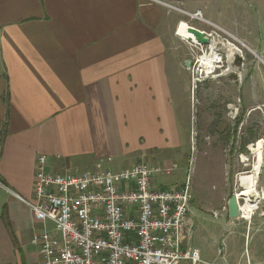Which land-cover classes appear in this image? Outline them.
<instances>
[{
  "label": "crops",
  "instance_id": "crops-1",
  "mask_svg": "<svg viewBox=\"0 0 264 264\" xmlns=\"http://www.w3.org/2000/svg\"><path fill=\"white\" fill-rule=\"evenodd\" d=\"M184 1L0 0V264H40L25 203L38 156L55 174L153 162L156 188L181 183L173 101L189 83L176 38L189 43L188 24L176 33L166 4Z\"/></svg>",
  "mask_w": 264,
  "mask_h": 264
},
{
  "label": "rangeland",
  "instance_id": "rangeland-1",
  "mask_svg": "<svg viewBox=\"0 0 264 264\" xmlns=\"http://www.w3.org/2000/svg\"><path fill=\"white\" fill-rule=\"evenodd\" d=\"M166 8L177 14L178 24L186 21L212 35L210 43L197 46L176 37L177 54L184 60L189 81L188 88L185 83L181 91L175 89L179 95L173 101L186 124L177 151L186 155L184 175L191 171L193 233L189 245L198 248L205 260L219 262L220 251L226 264H264V191L260 189L264 167L257 180V209L251 216L246 215L248 206L239 198L243 189L237 183L239 175L254 168L256 155L250 145L264 139V12L259 0H185L167 3ZM199 12L203 19L189 16ZM253 40L259 45V58L245 43ZM212 41L222 61L210 74L193 75L199 70L196 59L210 52ZM233 194L238 199L236 218L228 216Z\"/></svg>",
  "mask_w": 264,
  "mask_h": 264
},
{
  "label": "built area",
  "instance_id": "built-area-1",
  "mask_svg": "<svg viewBox=\"0 0 264 264\" xmlns=\"http://www.w3.org/2000/svg\"><path fill=\"white\" fill-rule=\"evenodd\" d=\"M163 172L142 161L116 171L55 174L38 156L34 200L25 203L40 264H226L222 252L219 262L208 261L189 245L191 171L178 186L160 190L154 180Z\"/></svg>",
  "mask_w": 264,
  "mask_h": 264
},
{
  "label": "bare ground",
  "instance_id": "bare-ground-1",
  "mask_svg": "<svg viewBox=\"0 0 264 264\" xmlns=\"http://www.w3.org/2000/svg\"><path fill=\"white\" fill-rule=\"evenodd\" d=\"M189 16L193 18L203 19V17L199 13L192 14ZM179 25L180 23L176 27V33H177V29L179 28ZM195 32H197L198 34ZM185 34L189 42L191 43L195 42L196 44H199V45H203V42L199 40L200 38L207 39L208 43H210L212 40L211 34H208L207 32L202 31L200 29H197L189 25V23L185 27ZM227 44L231 46V49L237 52L240 51V49L236 47L234 44L232 43H227ZM218 52L219 50L216 48V43L212 41L210 45V52L206 54H202L199 58H197L198 63H199V70L197 72L198 75L202 72H205L206 74H210L214 71V69L217 67L216 64L222 61V54ZM193 81L197 82L198 79L194 78ZM263 146H264L263 141L261 139L258 140L255 146L250 145V149L252 150V153L256 155V162H255L254 168L251 173H243L237 177V183L239 184V187L243 189V193L239 195V198L243 199L246 205L248 206L247 207L248 210L246 214L248 216H251L254 213V210L257 209V203L260 197L258 188H257V180H258V176L260 174V169L262 166Z\"/></svg>",
  "mask_w": 264,
  "mask_h": 264
},
{
  "label": "water",
  "instance_id": "water-1",
  "mask_svg": "<svg viewBox=\"0 0 264 264\" xmlns=\"http://www.w3.org/2000/svg\"><path fill=\"white\" fill-rule=\"evenodd\" d=\"M197 33V32H195ZM198 34V33H197ZM201 42H203V44H207L208 43V40L207 39H202L200 38L199 39ZM189 61L186 62V65H189ZM262 141H263V144H264V139L263 138H260ZM239 215V209H238V199H237V196L236 194H233L229 201H228V216L230 218H236L237 216Z\"/></svg>",
  "mask_w": 264,
  "mask_h": 264
}]
</instances>
